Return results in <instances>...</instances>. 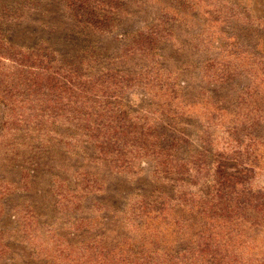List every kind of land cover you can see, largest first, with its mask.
Masks as SVG:
<instances>
[{"label": "rangeland", "instance_id": "rangeland-1", "mask_svg": "<svg viewBox=\"0 0 264 264\" xmlns=\"http://www.w3.org/2000/svg\"><path fill=\"white\" fill-rule=\"evenodd\" d=\"M0 264H264V0H0Z\"/></svg>", "mask_w": 264, "mask_h": 264}]
</instances>
